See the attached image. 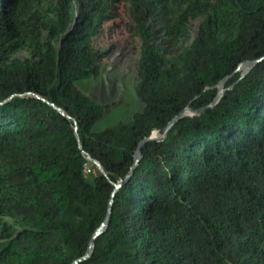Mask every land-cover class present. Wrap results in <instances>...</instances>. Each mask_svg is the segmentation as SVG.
<instances>
[{
    "label": "trees",
    "instance_id": "trees-1",
    "mask_svg": "<svg viewBox=\"0 0 264 264\" xmlns=\"http://www.w3.org/2000/svg\"><path fill=\"white\" fill-rule=\"evenodd\" d=\"M124 2L145 106L94 131L110 105L76 82ZM263 56L264 0H0V264H75L187 107L78 264H264V58L210 106Z\"/></svg>",
    "mask_w": 264,
    "mask_h": 264
},
{
    "label": "rangeland",
    "instance_id": "rangeland-1",
    "mask_svg": "<svg viewBox=\"0 0 264 264\" xmlns=\"http://www.w3.org/2000/svg\"><path fill=\"white\" fill-rule=\"evenodd\" d=\"M92 46L106 52L101 72L97 77L78 80L76 85L98 103L110 105L93 125L94 131H100L122 121H131L145 106L135 91L142 42L127 3L120 5L115 19L102 25Z\"/></svg>",
    "mask_w": 264,
    "mask_h": 264
},
{
    "label": "water",
    "instance_id": "water-1",
    "mask_svg": "<svg viewBox=\"0 0 264 264\" xmlns=\"http://www.w3.org/2000/svg\"><path fill=\"white\" fill-rule=\"evenodd\" d=\"M263 58H264V56L260 57V58H257V59H254V60H246V61L240 63L233 74H231V75L227 76L226 78L222 79L217 85V88H218L217 97L215 98L214 102L210 106H214L219 101V99L222 97V95L225 93V91L227 90V88H225V84H226V82H227V80L229 78H231L236 73H241V78H243L244 76H246L247 73H249L256 66V64H258L261 60H263ZM230 88H228V89H230ZM202 110L203 109H199L196 112L200 113ZM193 113L194 112L190 108H188V107L185 108L179 115L175 116L164 128L159 129V130H155L150 137L145 138V139H143L141 141L138 149L136 150L135 157H134V162H133V164H132V166L130 168V171L128 172V174L126 175V177L124 179H122L119 182L115 183V188H114V191L112 193V198H111V201H110V204H109L108 213H107L106 218L104 219V221L101 224V226L97 228V230H96V232H95V234H94V236L92 238L90 247H89L88 251L86 252V254L83 257H81L80 259H78L75 262V264H78V262H80L82 260L86 261V260H89L91 258V255L93 253V246H94V242H95L96 238L98 236L102 235L106 231L107 226L109 224V221H110V218H111V215H112V211H113L114 198H115L117 192L120 190V188L131 178V176L133 175L135 169L139 165V162H140V160L142 158V155H141L142 148H143L145 142L148 141V140H152V139L160 140L162 137H164L168 133V131L171 129V127L173 125H175L181 118H183V117H185L187 115L193 114ZM92 161L94 163H96V165H98V167L102 171H104L102 165L97 160H93L92 159Z\"/></svg>",
    "mask_w": 264,
    "mask_h": 264
}]
</instances>
